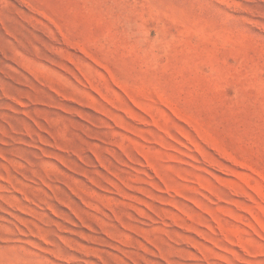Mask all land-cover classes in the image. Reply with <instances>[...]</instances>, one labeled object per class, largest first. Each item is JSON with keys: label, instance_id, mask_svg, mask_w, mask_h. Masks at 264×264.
I'll return each mask as SVG.
<instances>
[{"label": "rangeland", "instance_id": "1", "mask_svg": "<svg viewBox=\"0 0 264 264\" xmlns=\"http://www.w3.org/2000/svg\"><path fill=\"white\" fill-rule=\"evenodd\" d=\"M0 264H264V0H0Z\"/></svg>", "mask_w": 264, "mask_h": 264}]
</instances>
